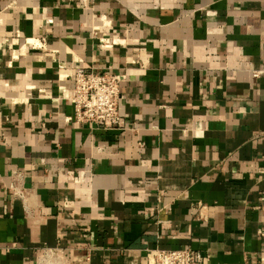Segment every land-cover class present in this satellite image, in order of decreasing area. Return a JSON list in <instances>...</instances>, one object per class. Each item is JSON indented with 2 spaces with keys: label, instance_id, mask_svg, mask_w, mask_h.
Masks as SVG:
<instances>
[{
  "label": "crops",
  "instance_id": "crops-1",
  "mask_svg": "<svg viewBox=\"0 0 264 264\" xmlns=\"http://www.w3.org/2000/svg\"><path fill=\"white\" fill-rule=\"evenodd\" d=\"M77 65L123 128L66 120ZM156 247L264 264V0H0V264Z\"/></svg>",
  "mask_w": 264,
  "mask_h": 264
},
{
  "label": "built area",
  "instance_id": "built-area-1",
  "mask_svg": "<svg viewBox=\"0 0 264 264\" xmlns=\"http://www.w3.org/2000/svg\"><path fill=\"white\" fill-rule=\"evenodd\" d=\"M18 36V30H15ZM32 46H40L34 39H27ZM257 75V73H253ZM67 77L72 82L70 97L73 113L66 120L90 123L105 129H121L124 121L118 111L120 99L119 83L124 80L122 73L86 70L75 66ZM200 251L190 247L148 250L145 264H204Z\"/></svg>",
  "mask_w": 264,
  "mask_h": 264
},
{
  "label": "bare ground",
  "instance_id": "bare-ground-1",
  "mask_svg": "<svg viewBox=\"0 0 264 264\" xmlns=\"http://www.w3.org/2000/svg\"><path fill=\"white\" fill-rule=\"evenodd\" d=\"M54 255H55V254H54ZM54 255H53V257H54ZM44 256H45V255H44ZM47 256H48V255H47ZM57 256H58V254H57ZM49 258H50V257H49ZM55 258H56V257H55ZM42 260H44V258H43ZM42 260H41V261H42ZM45 260H46V259H45ZM53 260H54V258H53ZM46 261H47V263H45V262H44V263H45V264H48V260H46ZM51 262H52V261H51ZM61 262H62V261H61ZM36 264H37V263H36ZM39 264H40V263H39ZM49 264H50V263H49ZM56 264H59V263H56ZM61 264H62V263H61Z\"/></svg>",
  "mask_w": 264,
  "mask_h": 264
}]
</instances>
